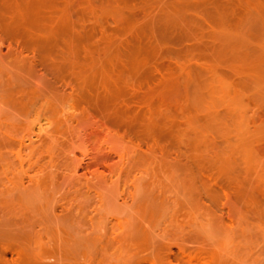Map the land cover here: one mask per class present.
Returning a JSON list of instances; mask_svg holds the SVG:
<instances>
[{
    "label": "rangeland",
    "instance_id": "374dc122",
    "mask_svg": "<svg viewBox=\"0 0 264 264\" xmlns=\"http://www.w3.org/2000/svg\"><path fill=\"white\" fill-rule=\"evenodd\" d=\"M18 7L0 264H264V0Z\"/></svg>",
    "mask_w": 264,
    "mask_h": 264
},
{
    "label": "bare ground",
    "instance_id": "6f19581e",
    "mask_svg": "<svg viewBox=\"0 0 264 264\" xmlns=\"http://www.w3.org/2000/svg\"><path fill=\"white\" fill-rule=\"evenodd\" d=\"M14 1V2H13ZM11 2H12V8L11 7H9V8H11V10L8 8V10H9V13L13 16V19H12V32L11 33H13V34H10L9 36L7 35V33L5 32V33H2L1 32V30H0V92L3 90V83H4V81H3V79H2V77H3V75L4 74H8L9 73V70L10 69H8L7 68V65H6V61H7V59H10L11 57H13L14 55H16L18 52V41H17V38H16V33H17V31H18V27H19V7H18V0H11ZM7 8V7H6ZM13 9V10H12ZM6 11V10H5ZM10 15V16H11ZM11 20V19H10ZM13 38H12V37ZM9 37H10V41H8L9 40ZM10 62V61H9ZM2 110L0 109V127H1V125L2 124H4V118H3V115H2ZM4 114V113H3ZM6 117V116H5ZM5 123H7V122H5ZM12 126V125H11ZM13 127V126H12ZM31 133V132H30ZM33 133V132H32ZM28 135L30 136H28L29 138H28V141H30L29 143H26V142H28L27 140L25 141V140H23L22 141V143H26L25 145V147H23L21 150H20V152H19V154L22 152V151H25V150H27L30 146H32V144L35 142L34 140H33V138L35 137V136H33L32 134H29L28 133ZM38 135V134H37ZM99 136H98V140L100 141L102 138H103V136H105V135H103V134H98ZM27 136V135H26ZM25 136V137H26ZM39 136V135H38ZM22 140V139H21ZM24 146V145H23ZM18 154V155H19ZM29 154V153H28ZM31 154V153H30ZM21 155H22V153H21ZM86 155H89V160H87V161H85V159L84 160H81L78 164H77V166L75 167V175H78V176H86L87 175V173H85V172H82L83 170H85L86 168H89V166L91 165V161L92 160H95V159H100V158H103L104 156L101 154V153H99V152H97V153H94V152H90L89 154H86ZM35 156V155H34ZM30 157V156H29ZM88 158V157H87ZM39 162V161H38ZM21 163H22V161H21ZM33 166V165H32ZM31 166V167H32ZM29 167V166H28ZM33 168V167H32ZM34 169H35V167H34ZM27 170V169H26ZM36 171V170H35ZM37 176H39V173H36L35 175H33V176H30V180L29 181H33L34 182V180L36 179V177ZM22 183H23V181H22ZM104 184L105 182H104V180L103 179H99L98 180V182H97V184ZM5 250H6V248H5ZM19 252H20V250H19ZM3 253V252H2ZM11 253V252H10ZM4 254V253H3ZM4 256V255H3ZM14 260H16L15 261V263H17L18 261H17V259H14ZM13 260V261H14ZM1 262V261H0ZM14 263V264H15ZM3 264H5L4 262H3ZM18 264V263H17ZM22 264V263H21ZM46 264V263H45Z\"/></svg>",
    "mask_w": 264,
    "mask_h": 264
}]
</instances>
